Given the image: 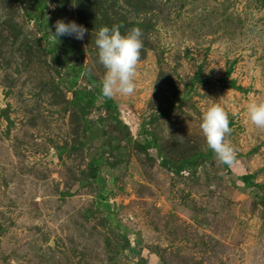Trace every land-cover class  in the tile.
Instances as JSON below:
<instances>
[{
    "label": "rangeland",
    "instance_id": "374dc122",
    "mask_svg": "<svg viewBox=\"0 0 264 264\" xmlns=\"http://www.w3.org/2000/svg\"><path fill=\"white\" fill-rule=\"evenodd\" d=\"M57 19L84 39L57 43ZM113 24L144 47L135 92L107 99L95 39ZM253 99L264 0H0V264H264ZM214 102L232 167L200 128Z\"/></svg>",
    "mask_w": 264,
    "mask_h": 264
},
{
    "label": "clouds",
    "instance_id": "9594fccd",
    "mask_svg": "<svg viewBox=\"0 0 264 264\" xmlns=\"http://www.w3.org/2000/svg\"><path fill=\"white\" fill-rule=\"evenodd\" d=\"M48 6L55 7L51 4ZM122 27L123 25L119 24H113L111 27L105 25L96 33L98 62L105 69L101 94L107 99L130 96L136 90L137 66L144 47L143 31L139 27H132L122 33ZM54 28V32L50 30L57 43L63 36L83 40L88 31L75 20L65 22L64 19H57ZM247 112L251 123L264 130V100H251ZM231 115L236 116L237 113L232 112ZM229 125V112L221 103L214 102L203 113L200 128L218 163L232 167L236 163L238 151L227 139L232 132ZM178 136L183 140L184 136Z\"/></svg>",
    "mask_w": 264,
    "mask_h": 264
}]
</instances>
